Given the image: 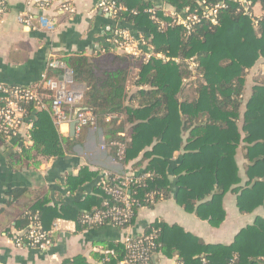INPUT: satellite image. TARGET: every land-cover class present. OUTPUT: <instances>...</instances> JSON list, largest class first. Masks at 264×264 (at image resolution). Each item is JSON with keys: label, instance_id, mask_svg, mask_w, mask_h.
<instances>
[{"label": "trees", "instance_id": "1", "mask_svg": "<svg viewBox=\"0 0 264 264\" xmlns=\"http://www.w3.org/2000/svg\"><path fill=\"white\" fill-rule=\"evenodd\" d=\"M238 1L163 0L171 8H188L189 13L198 15L204 6L225 4L218 10L215 23L204 18L189 31L172 24L160 30L146 11L156 6L148 2L117 1L128 8L117 14L121 27L127 25L143 34L154 54L169 60L152 57L134 70L136 60L130 54L108 46L92 55L72 52L59 57L70 69L74 83L85 87L79 108L96 116L108 153L126 163L143 152V157L131 164L132 172L146 176L138 184L129 186L130 197L138 205L133 207L132 218L126 226L132 225L141 207H152L169 197L167 168L178 151L182 155L181 163L174 169L179 178L176 201L186 211L217 227L224 220L222 199L228 191L237 194L241 212L264 208V62L254 76L248 97L243 98L248 71L264 59V0H250L262 6L263 16L256 20L244 14ZM159 15L170 23L169 17H162L161 12ZM190 59L195 64L194 72L184 62ZM55 74L56 71L49 70L46 77ZM187 85L194 87L191 96L185 91ZM40 91L48 109L37 108L33 102L22 104L25 120L32 122V128L20 139L32 141L33 145L21 146L10 154L14 165L38 167L33 151L43 158L63 156L84 142L90 128L83 126L74 137L58 133L50 118V92L45 88ZM109 114L123 119L107 121ZM238 121L242 123L241 132ZM124 122L130 124L128 141L121 135ZM6 140L0 134V145ZM242 141L247 144L245 156L249 161L244 168L247 180L243 184L235 163L236 149ZM118 142L125 144L122 157L118 155ZM97 175L98 172L82 167L75 183L84 184ZM102 179L103 184L99 183L91 193L93 203H84L77 209L48 208L44 200L38 199L21 214L24 232L20 240L26 244L27 216L33 212H38L45 231L49 230L43 225L45 212L52 219L72 218L79 228H88L81 222L82 216L102 208L104 201L114 203L106 188H117L123 177L106 173ZM152 230L156 237L150 260L160 252L167 258L175 257L176 264H202L204 258L210 264H256L254 259L264 256L262 218H256L252 225L242 229L228 246L202 244L179 228L159 221L149 224L145 233ZM107 257L108 264H117L123 259L122 243ZM65 264L86 262L76 257Z\"/></svg>", "mask_w": 264, "mask_h": 264}, {"label": "crops", "instance_id": "2", "mask_svg": "<svg viewBox=\"0 0 264 264\" xmlns=\"http://www.w3.org/2000/svg\"><path fill=\"white\" fill-rule=\"evenodd\" d=\"M97 1L73 0V15L55 12L56 5L49 8L46 13L56 15L59 22L57 30L49 34L29 30L17 22V14L32 11L33 6L28 8L25 0H6V13L0 26V82L10 86L37 84L48 70L47 63L51 54L57 57L72 52L92 55L106 46L115 49L110 40L113 29L121 27V22L116 23L109 14L98 10ZM128 1H144L156 7H169L163 0ZM247 1L250 2L249 13L254 20L263 16L259 2ZM131 29L133 30L132 27ZM263 62L264 59H260L248 71L244 100L248 97L254 84V76ZM139 63L141 61L136 60L134 70H137ZM79 86L85 89L84 86ZM241 125V121H238L240 132ZM124 126L121 135L128 141L130 124L124 122ZM54 127L58 133L70 136L69 124ZM24 135L25 132L21 131L18 136L0 145V264H65L76 257L83 258L86 264H108V254L114 253L115 247L123 238L124 231L121 229L110 225L81 229L72 218L52 219L45 212L43 225L51 230L52 244L46 249H39L26 244L17 245L24 232L21 229V214L38 199L44 200L46 207L56 209H77L84 203H93L94 197L91 193L101 183L102 176L106 173L129 174L132 172L131 164L143 157V152L136 159L126 163L116 160L104 148L102 131L99 128H89L84 142L75 145L72 151L63 156L43 158L33 151L39 161L38 167L34 168L30 163L28 166L14 165L10 154L20 150L21 146L33 145L32 141L20 139ZM246 145L242 141L235 155L241 184L247 180L244 169L249 163L245 156ZM181 155L182 151H178L169 161V197L152 207H141L129 228L131 234H141L153 221H159L179 228L202 244L228 246L234 242L238 233L252 225L256 218L264 219L263 207H258L252 212H241L237 206V194L232 191L223 196L222 207L225 216L217 227L212 226L208 220L198 218L195 213L186 211L176 201L179 178L174 169L181 163ZM82 167L91 172L96 171L98 175L80 185L75 183V178ZM175 260V257L167 258L158 252L152 255L150 264H176ZM254 261L256 264H264V256H259Z\"/></svg>", "mask_w": 264, "mask_h": 264}, {"label": "built area", "instance_id": "3", "mask_svg": "<svg viewBox=\"0 0 264 264\" xmlns=\"http://www.w3.org/2000/svg\"><path fill=\"white\" fill-rule=\"evenodd\" d=\"M241 9L244 14L249 13V4L247 0H239ZM26 6L34 7L32 11L20 12L16 16L17 22L32 31H43L53 33L57 30L59 22L56 15H49L46 12L49 8L56 5L55 12H61L73 15L75 7L73 0H25ZM225 4L220 2L213 6H204L200 15L189 13V9H175L166 6H158L147 9L149 18L158 24L160 30L165 29L169 24L180 25L186 30H190L192 25L200 22L202 19H210L211 22H216L218 10L224 8ZM98 10L109 14L114 21L119 12H126L128 8L114 0H98L96 3ZM136 14L134 10L130 11ZM162 17H169L170 23L163 20ZM6 13V0H0V26L3 22ZM110 44L117 51L130 54L133 58L139 61H147L152 57L164 58L161 54H154L153 47L148 43V39L141 33H136L129 27H115L112 31ZM176 62L179 59H173ZM185 64L193 72L195 64L190 60H185ZM47 71H56L57 74L47 78L46 73L41 77L40 82L32 86H10L0 82V134L8 139L18 136L21 131L25 135L32 128V122L25 120V110L23 103L33 102L37 108L48 109L43 102V94L40 88L47 89L50 94L51 103L49 107L50 116L56 126L61 124H70L75 121V135L81 128L89 125L90 128H97V118L92 113L79 110L75 117L76 108L82 101L84 89L74 83L70 69L62 62L59 57L51 54L47 63ZM117 118L122 119V116L109 114L106 120ZM119 148L118 155L122 157L124 143H116ZM105 148V146H104ZM106 149V148H105ZM140 172H132L131 174H120L117 176L123 177L120 180L117 188H106L107 195L111 196L114 203L108 200L104 201L102 208L95 209L92 212L85 213L82 216L81 222L88 228H96L105 225H110L124 231L121 243L125 249V257L117 264H150V255L155 247V232L152 230L149 233H141L133 235L129 232L130 226H126L133 215V207L138 205V201L130 197L129 186L138 184L139 179L146 175H139ZM103 184V179L101 180ZM153 197H150L152 201ZM28 226L26 233V245L39 249H46L52 244L51 230H43L39 219L38 212L28 213ZM21 240L17 241V245H23ZM202 264H210L205 258Z\"/></svg>", "mask_w": 264, "mask_h": 264}, {"label": "water", "instance_id": "4", "mask_svg": "<svg viewBox=\"0 0 264 264\" xmlns=\"http://www.w3.org/2000/svg\"><path fill=\"white\" fill-rule=\"evenodd\" d=\"M79 110H80V108H76L75 113H74V117H75L76 113H77ZM69 135H70L71 137H74V136H75V121H73V122H71V123L69 124Z\"/></svg>", "mask_w": 264, "mask_h": 264}, {"label": "rangeland", "instance_id": "5", "mask_svg": "<svg viewBox=\"0 0 264 264\" xmlns=\"http://www.w3.org/2000/svg\"><path fill=\"white\" fill-rule=\"evenodd\" d=\"M186 87L187 88H186L185 91H187V95L191 96L193 94V90L191 88H194V87L193 86L191 87V86H188V85ZM122 119H123V117H122Z\"/></svg>", "mask_w": 264, "mask_h": 264}]
</instances>
